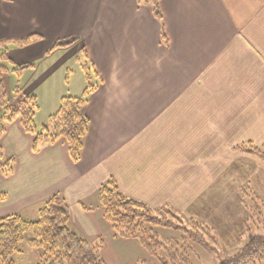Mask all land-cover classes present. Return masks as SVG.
Listing matches in <instances>:
<instances>
[{
	"label": "crops",
	"instance_id": "0c3cea01",
	"mask_svg": "<svg viewBox=\"0 0 264 264\" xmlns=\"http://www.w3.org/2000/svg\"><path fill=\"white\" fill-rule=\"evenodd\" d=\"M160 9L162 21L138 0H0V41L76 38L46 55L43 73L68 85L38 96V124L83 94L84 63L103 79L83 110L91 125L78 162L65 139L35 152L19 120L8 126L1 144L15 171L0 174V218L39 214L60 194L91 242L101 231L74 213L95 214L85 203L112 178L125 195L183 215L225 200L235 148L264 146V0H161Z\"/></svg>",
	"mask_w": 264,
	"mask_h": 264
},
{
	"label": "trees",
	"instance_id": "16d2710c",
	"mask_svg": "<svg viewBox=\"0 0 264 264\" xmlns=\"http://www.w3.org/2000/svg\"><path fill=\"white\" fill-rule=\"evenodd\" d=\"M160 1L138 0L141 5L151 6L155 17L162 21ZM162 34L166 40L163 23ZM35 37L37 36L32 35L27 38L0 41V104L5 107L4 114L0 116V174L6 177L14 173L15 160L6 157L1 140L8 126L17 120L27 133L34 136L33 150L35 152L43 145L54 144L60 139H65L72 159L75 162L80 161L91 125L90 119L84 115L83 110L91 95L103 83L99 73L94 70L93 75L88 63H84L87 86L83 94L79 97H63L58 111L41 126L36 122L40 109V102L36 96L21 95L17 90V94L20 95L16 106H8L3 84V76L10 70L3 62L13 63L7 52L8 44L27 46ZM75 41L76 38L59 40L53 45L51 51L69 47ZM84 55L87 59V52ZM33 67H35L34 64H22L13 68V71L21 75L25 70ZM95 77L98 79L97 83L94 82ZM252 147L254 145L251 144L249 147H238L237 150L256 155L264 161V152L259 147ZM98 195L105 219L111 224L116 237L138 240L145 251L156 258L160 264H189V262L178 248L167 246L161 240L158 228L181 231L185 235L184 240L187 238L209 253L216 252V248L206 239L207 236H211L208 228L194 219L189 221L190 226L187 227L184 225V220L170 209H154L142 201L126 196L113 178L101 185ZM0 199H5V195L0 194ZM71 222V208L60 194L45 200L39 209L37 220H30L19 214L1 217L0 264H14L12 258L20 251V245L28 234L31 235L30 246L42 251L39 264H107L103 258L101 246L78 235L71 228ZM160 250H165L167 258L159 254ZM263 261L264 235H256L251 237L239 252L221 260L219 264H259Z\"/></svg>",
	"mask_w": 264,
	"mask_h": 264
},
{
	"label": "rangeland",
	"instance_id": "374dc122",
	"mask_svg": "<svg viewBox=\"0 0 264 264\" xmlns=\"http://www.w3.org/2000/svg\"><path fill=\"white\" fill-rule=\"evenodd\" d=\"M29 36L31 35L24 34L21 37ZM52 47L53 43L49 38L35 39L31 44L23 47L15 43L8 44L7 52L13 62L12 64L3 62L10 69L3 76L8 106H16L20 94L36 95L46 100L47 92L56 90L58 87L64 89L68 85L67 78L63 75L54 78L53 76L47 77L43 73L48 64L46 55ZM57 54L59 53H56L53 58L58 59ZM22 64H34L36 68L27 69L18 75L13 71V68ZM17 90L20 92L19 95ZM4 112L5 107L0 104V116ZM249 145L251 143H246L243 146L249 147ZM259 148L264 152V146ZM235 149L237 150V148ZM240 154V157L227 160L224 201H222L223 196L220 195L219 203L211 209L205 210V206H194L184 215L177 210L170 209L184 220L185 226L189 227V221L194 219L208 228L211 231V236H207L206 239L210 245L216 248V252L209 253L187 238L184 240L185 235L181 231L157 229L161 240L167 246L178 248L180 250L178 251L185 255L189 264H219L221 260L239 252L251 237L264 235V161L256 155L243 152ZM85 204L94 208L96 213L83 217L77 209L74 213L76 223L83 228L96 226L101 231L102 236L92 238L91 243L101 246L103 258L107 264H160L156 258L145 251L138 240L116 237L111 224L102 215L104 210L102 211L98 197L96 199L92 197ZM3 209L4 207L0 205V210ZM22 215L30 220H37L39 217V214L34 213L31 209L26 210ZM73 227L74 225L71 223V228L74 229ZM30 239L31 235L28 234L21 243L20 251L12 258L14 264L40 263L42 251L31 247ZM181 245L184 247H180ZM159 254L163 258H167L165 250H160ZM259 264H264V261Z\"/></svg>",
	"mask_w": 264,
	"mask_h": 264
}]
</instances>
